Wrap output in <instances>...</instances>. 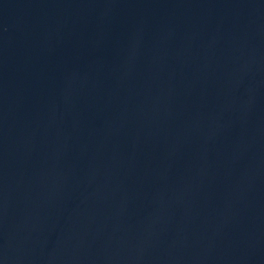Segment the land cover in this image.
<instances>
[{
    "label": "water",
    "instance_id": "water-1",
    "mask_svg": "<svg viewBox=\"0 0 264 264\" xmlns=\"http://www.w3.org/2000/svg\"><path fill=\"white\" fill-rule=\"evenodd\" d=\"M0 264H264V0H0Z\"/></svg>",
    "mask_w": 264,
    "mask_h": 264
}]
</instances>
